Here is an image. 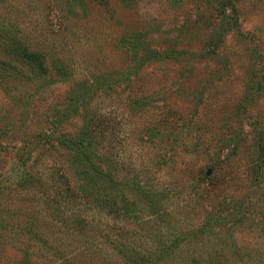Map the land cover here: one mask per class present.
<instances>
[{
    "label": "rangeland",
    "instance_id": "374dc122",
    "mask_svg": "<svg viewBox=\"0 0 264 264\" xmlns=\"http://www.w3.org/2000/svg\"><path fill=\"white\" fill-rule=\"evenodd\" d=\"M76 2L0 0L10 28L66 66L0 81V184L24 144L32 170L65 163L46 136L94 116L95 148L132 189L127 248L161 264H264V0ZM1 195L0 210H28ZM104 239L111 263L132 264Z\"/></svg>",
    "mask_w": 264,
    "mask_h": 264
},
{
    "label": "trees",
    "instance_id": "16d2710c",
    "mask_svg": "<svg viewBox=\"0 0 264 264\" xmlns=\"http://www.w3.org/2000/svg\"><path fill=\"white\" fill-rule=\"evenodd\" d=\"M11 26L0 13V81L28 84L64 75L66 66L59 55L50 57L32 47L29 38ZM76 100L71 99L72 112ZM92 120L94 116L89 117L80 132L69 135L57 129L56 135L51 132L46 136L50 148L54 141L57 149L64 152L65 163L53 162L42 171L32 170L26 161L30 149H24L26 144L17 148V172L9 185L0 184V200L6 191L20 204L27 203L28 210H0V264H113L108 257L110 252L95 242L97 235L104 241L122 242L118 249L132 264H161L125 246L122 219L131 211L127 197L132 189L124 191L121 183L114 181L112 167L102 152L106 150L94 146ZM32 137L35 145L41 141L40 133ZM130 184L138 186L135 182ZM112 188L121 193L118 201L111 195ZM29 191L32 196L25 198L23 195ZM143 191L148 193L150 188ZM35 204L42 206L43 213L33 209ZM99 257L102 263L97 262Z\"/></svg>",
    "mask_w": 264,
    "mask_h": 264
}]
</instances>
